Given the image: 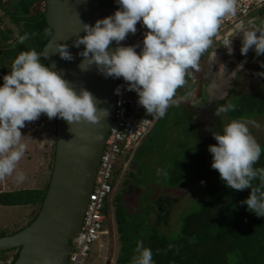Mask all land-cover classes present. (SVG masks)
I'll list each match as a JSON object with an SVG mask.
<instances>
[{
	"label": "clouds",
	"instance_id": "1",
	"mask_svg": "<svg viewBox=\"0 0 264 264\" xmlns=\"http://www.w3.org/2000/svg\"><path fill=\"white\" fill-rule=\"evenodd\" d=\"M119 8L113 15L98 19L95 25L85 24L86 35L75 41L84 59L79 67L86 71L95 65L106 77L123 78L128 91L138 94V103L152 117L163 118L170 107L179 105L191 95H177L194 73L199 71L201 56L212 46L214 40L223 41L222 46L232 52V41L243 33L241 54L247 55L254 47L257 56L264 55V27H254L249 21L245 28L239 23L225 35L221 25L228 16L237 13V0H116ZM146 27L141 51L139 45L124 46L121 42L129 34L135 35L137 24ZM242 21V20H239ZM243 22V21H242ZM44 34L53 37V29ZM227 37V38H226ZM23 44L29 34L18 36ZM115 42L114 51L109 46ZM216 50V49H215ZM212 55L215 57L216 51ZM56 52L61 59H74L68 45L58 43ZM48 52L35 48L21 51L11 65V71L3 76L0 85V181L15 174L18 183L27 177L17 166L28 150L21 129L26 122H34L41 114L51 120L61 118L70 125L74 123L99 124L108 114L97 107L96 99L86 88L79 92L53 67L42 63ZM239 67H243L240 65ZM264 67V65H262ZM264 76V72L257 73ZM117 94L121 89L117 87ZM236 105L228 102L216 108L221 116L234 111ZM103 114V115H102ZM260 125L252 119H233L223 127V132H213L216 144L209 145L212 168L234 190L250 188L246 203L250 212L264 216V167H255L262 148L251 132ZM70 142V141H68ZM167 178L168 172L157 169V177ZM259 180V185L253 182ZM164 208V207H163ZM132 264H155L153 250L138 241Z\"/></svg>",
	"mask_w": 264,
	"mask_h": 264
},
{
	"label": "trees",
	"instance_id": "2",
	"mask_svg": "<svg viewBox=\"0 0 264 264\" xmlns=\"http://www.w3.org/2000/svg\"><path fill=\"white\" fill-rule=\"evenodd\" d=\"M4 1L0 0V12L3 10L0 24V85L4 82L3 76L11 71V65L21 51H28L33 48L38 52L44 49L47 51V44L50 40V37L44 34L45 29L48 28L45 17L46 7L45 9L36 10V8L34 10L36 3L46 2V0H20L13 6L14 8L7 10L2 8ZM9 23H12L13 26ZM25 33L29 34V39L21 44L18 36ZM41 62L48 65L47 57L45 59L41 57ZM261 72H264V67H262ZM261 81L262 85L255 91L243 95L240 104L236 106L234 111L230 112L232 120L245 117L251 112L256 113L257 116L264 114V110H262L264 109V76H262ZM245 98L248 100H245ZM224 103L227 102L222 104L224 105ZM182 104L185 105V113L188 119L193 122L190 103L184 100ZM48 119L46 115L45 120L49 122L48 125L50 126L52 119ZM53 120L56 126V118ZM160 120L156 118L154 126ZM41 125V122L37 119L31 126L34 129L41 128ZM196 128L197 126L193 131L195 137L197 135ZM155 129L157 130L155 127L154 129L151 128L141 139V143L136 144L131 150H123L114 165V175L111 179L113 199H106L103 211L104 222L111 223L110 220L114 219L117 223L119 240L122 241V252L118 261L122 263L132 262L133 258L125 259V257H134L136 244L142 240L145 247L153 250L155 264H264V216H258L256 213L250 212L247 204L242 203L249 197L251 189L238 191L228 187L220 178V173L217 170L214 171L213 177L201 190L200 198L193 202L191 208L187 210L184 217L173 228L169 225L171 223L168 216V214H171L168 209L170 203L166 202L164 208L161 206L159 209L155 205L158 202L155 201H152L148 207L150 211H154L155 215L158 216L157 226L160 230L157 227L150 229V227L142 225L141 222L140 224L136 223L131 211L133 202H131L130 192L136 191L138 184L131 182L140 178L152 156L143 155L139 158L141 163L137 164L136 155L132 157L131 152L136 147L142 146L145 139L151 133H154ZM56 132L57 128L54 127V149L50 162L52 171L56 152ZM197 141V144L201 147H208L207 149L211 145ZM261 148V157L255 165L257 168L264 167V143ZM196 149L195 151L198 153L191 151L186 158L175 155L173 164L170 165L171 170H176L172 182L179 185L191 177L204 175L209 169L213 160L212 153L200 150L198 147ZM46 157L48 158L49 155H46ZM122 174H126L124 184L120 183ZM51 175L48 184L44 188H24L0 193L1 206L24 205L30 209L27 215L29 222L26 226L12 231H9L6 226H2L0 227V237L14 234L35 220L46 197ZM253 184L259 185L260 181L256 180ZM155 187L152 184L150 188L156 189ZM144 195L142 194L141 197ZM164 197L166 201L169 200L168 197ZM153 205H155L156 211L152 208ZM113 206L114 210H112ZM135 210H138V208ZM146 218L147 216H145ZM168 225L170 230L167 233L162 232L161 227H167ZM107 230L112 233L113 226L111 225ZM19 251L20 249L17 254L9 256L10 258H7L6 264H14Z\"/></svg>",
	"mask_w": 264,
	"mask_h": 264
},
{
	"label": "water",
	"instance_id": "3",
	"mask_svg": "<svg viewBox=\"0 0 264 264\" xmlns=\"http://www.w3.org/2000/svg\"><path fill=\"white\" fill-rule=\"evenodd\" d=\"M20 0H5L4 10L14 8ZM114 0H46V24L53 29V37L47 44L48 65L70 82L77 92L88 89L96 99L99 109L107 115L99 124L74 123L70 125L56 118V152L50 184L40 213L27 227L0 237V251L20 248L14 264H66L70 241L82 226L89 196L93 191L97 168L104 152L106 138L113 123L119 78L106 77L95 65L83 71L79 67L84 59L79 53L84 45L75 46L77 35L84 36L83 25H95L98 19L113 15ZM58 43L68 45L74 59H61L56 52ZM118 45L112 42L110 51ZM237 73H231L222 82L208 91L209 108H195L192 117L202 141L214 139V124L221 122L216 108L235 86ZM199 109V110H198ZM103 115V114H102ZM70 141V142H68ZM166 200L157 204L160 209ZM155 205L152 208H156ZM156 211V210H155Z\"/></svg>",
	"mask_w": 264,
	"mask_h": 264
},
{
	"label": "rangeland",
	"instance_id": "4",
	"mask_svg": "<svg viewBox=\"0 0 264 264\" xmlns=\"http://www.w3.org/2000/svg\"><path fill=\"white\" fill-rule=\"evenodd\" d=\"M45 4L46 2L43 1L36 3L34 5V10L36 8V10L45 9ZM1 12L0 24L2 14ZM10 15L9 17L12 19ZM239 20H242L244 22L252 21L255 24V27H262V25L264 24V4L254 7L250 13L238 18V21ZM9 24L13 26L12 23ZM229 26H234V24H230ZM229 26H226L222 30H220L221 33H225L226 29ZM215 48L221 50L224 47L222 46L220 41L214 40L212 46L201 56V59L199 61L201 68L205 67L204 62H207L206 59H209V52ZM262 65H264V55L257 56L255 53L253 59L247 64L245 72L242 74L240 80L237 83L238 88H236V90L229 96V98H227V103L230 101L238 106V104H240V102L243 100V95L255 91L262 85V76L257 75V73L261 72ZM190 71H192L195 76L196 71ZM193 86V80L191 77H189L188 83L184 87L177 90V95H184L188 92L191 93ZM136 95L138 94L136 93ZM193 98L194 97H192L191 95L187 96V99L190 101L194 100ZM245 100L248 99L245 98ZM184 106L185 105L181 103L179 107H170L163 118L156 117L161 120L158 124L156 123L155 126L153 124L151 128L154 129L155 127L157 128V130L155 129V132L151 133L149 137L145 139L142 146H140L139 148L136 147L131 152L132 157L136 155L137 164L141 163L139 161V158L143 155L148 154L152 156L151 160L148 162L146 168L140 176V180L138 179L131 182H135L136 184H138V186H136L137 190L134 192H130L132 198L131 202H133V205H131L132 216H134L137 224H140L141 222L142 225L148 228L150 227V229L154 227L158 228L157 221H159V219L157 218L158 216L155 215L154 211H150L148 209V207L150 206L149 204L152 201H164L166 199L164 196L169 198V200L165 202L170 203L168 209L170 211L169 213L171 214H168V216L171 219V223L169 225L173 228V226H175L176 223H178V221L182 219V217H184V215L187 213V210L191 208L193 202H196L197 199L200 198L201 190H203V187L214 175L215 169L210 166L206 173L202 176L191 177L189 180H184L179 185H177L175 182H172V179H174L175 177L174 175L176 173V170H171L170 165L173 164L175 155H179L181 158H183L184 156V158H186L191 151L198 153L197 151H195L197 150V147L200 150L210 152L209 149H207L208 147H201L199 144H197V140L202 142V139L197 128V135L196 137L194 136L195 134H193V131L196 127L195 122H192L188 119L187 114L185 113ZM230 112L225 113L221 116V121L224 125L232 120ZM45 116L46 114H41L38 119V121L42 124L41 128L37 127L33 129L31 126L33 122H26V126L21 129L22 134L26 136L25 141L28 144V150L19 162L17 170L23 171L27 179L23 183H18L15 179V174H13V176L7 177L4 181H0V193L2 191L24 188H44L48 184L52 171V168H50V162L52 151L54 149L53 131L54 127L56 126L53 122V119V121H50L51 124L49 126V122H46ZM245 117L255 120L260 125L259 128L251 126L250 127L252 134L256 137L257 141L262 146L264 143V114L262 116H257L256 113L251 112ZM188 148L189 150H187ZM46 155H49V157L47 158ZM157 169L166 170L168 172L167 178H164L162 176L157 177ZM125 175L126 174L121 175L120 183L122 182L124 184L123 181L125 180ZM152 184L156 186V189L158 187L160 189L156 190L154 188H150ZM142 194L145 195L141 197ZM109 199H113V193L109 195L107 200ZM163 207H165V204L163 205ZM136 208H138L139 211H134V209ZM112 210H114V206ZM29 212V207L24 205H0V227L6 226L9 228V231H12L26 226V224L29 222V219L27 218ZM145 216H147L146 219ZM110 221L111 223L104 222L102 237L92 245L90 254L85 259L84 264H132V262L122 263L121 261H118V258L120 257V254L122 252V241L119 240L116 221L114 219ZM111 225L113 226L112 233L107 230ZM169 225L167 227H161V231L167 233L170 230L168 228ZM158 230L160 229L158 228ZM70 243H72V240L70 241ZM19 249L20 248H14L12 250L0 251V264H6L7 258H10L9 256L13 254H17ZM135 255H137V253ZM132 258L133 256L125 257V259Z\"/></svg>",
	"mask_w": 264,
	"mask_h": 264
},
{
	"label": "built area",
	"instance_id": "5",
	"mask_svg": "<svg viewBox=\"0 0 264 264\" xmlns=\"http://www.w3.org/2000/svg\"><path fill=\"white\" fill-rule=\"evenodd\" d=\"M115 1L116 10L120 7ZM264 4V0H237V13L224 19L221 29L235 24L238 18L251 12L256 6ZM146 27L142 21L137 24L135 35L129 34L121 42L124 46L139 45L143 47ZM120 94H117L112 126L106 138L104 152L97 168L93 191L89 196L83 223L72 238L71 251L66 264H84L89 256L92 245L101 239L104 229V205L113 187L111 179L114 175L115 162L123 150H131L149 132L156 117L147 114L146 109L139 105L135 91L127 90V83L119 78Z\"/></svg>",
	"mask_w": 264,
	"mask_h": 264
},
{
	"label": "flooded vegetation",
	"instance_id": "6",
	"mask_svg": "<svg viewBox=\"0 0 264 264\" xmlns=\"http://www.w3.org/2000/svg\"><path fill=\"white\" fill-rule=\"evenodd\" d=\"M239 23H243L245 28H248L249 22H242V21H237L234 26H229L225 33H221L222 35H225L229 31L233 30L235 26ZM255 24L253 23L252 26ZM255 27V26H254ZM257 27V26H256ZM264 27V24L262 25ZM227 38V37H226ZM218 41V40H217ZM242 41H243V33H240L237 35L235 38H233L232 41V52L231 54L228 51V48L224 47L221 50L218 49H212L209 53V59H206L207 62H204L205 67L201 68L199 67V71H196L195 74V79L193 81V89L191 92V96L194 97V100H188L192 107V112L195 108L203 107L204 109L201 110V112L207 111L206 109L209 108V103H207L206 96L208 94V91L212 87L215 88V86H221L222 82L228 78V76L231 73H237V78L235 81V86L230 89L228 92V96L223 99V101L220 102V105L223 102H227V98L236 90L237 83L240 80L242 74L245 72V68L247 64L253 59L254 54H255V49L254 47L249 50L247 55H242L241 54V47H242ZM221 44H223V41H220ZM216 51L215 57H213L212 53L213 51ZM203 59V57H202ZM240 65H243V67H239ZM190 98V97H189ZM199 110V109H198ZM221 120V118H220ZM223 127L224 124L221 121L219 124H214V131L218 133L223 132ZM202 135V134H200ZM202 143H209L212 145L211 142L207 141H202Z\"/></svg>",
	"mask_w": 264,
	"mask_h": 264
}]
</instances>
